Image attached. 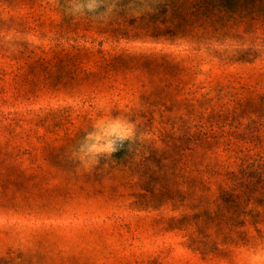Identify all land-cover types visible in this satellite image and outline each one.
Wrapping results in <instances>:
<instances>
[{"label":"rangeland","instance_id":"obj_1","mask_svg":"<svg viewBox=\"0 0 264 264\" xmlns=\"http://www.w3.org/2000/svg\"><path fill=\"white\" fill-rule=\"evenodd\" d=\"M116 1L73 17L67 0H0V264H264V226L207 254L189 242L194 226L167 229L180 211L140 205L122 154L156 163L185 148L189 166L200 124L212 135L205 162H264V4L237 9L245 17L199 46L111 37ZM121 54L173 66L135 58L85 75ZM113 117L133 121L136 140L86 169L72 152Z\"/></svg>","mask_w":264,"mask_h":264},{"label":"trees","instance_id":"obj_2","mask_svg":"<svg viewBox=\"0 0 264 264\" xmlns=\"http://www.w3.org/2000/svg\"><path fill=\"white\" fill-rule=\"evenodd\" d=\"M262 4L264 0H117L105 32L117 39L186 40L200 46L226 29L237 9H253ZM243 17L237 15L232 19ZM135 58H141L145 64V59L152 58L151 64L158 67L173 66L165 55L121 54L110 60L103 58L98 70L85 75L101 78L118 61L131 62ZM195 127L191 165L181 161L185 148H178L177 157H161L156 163L144 153L137 158L135 152L124 151L127 165L123 166L137 176L140 205L180 211L179 217L167 219V229L194 226L189 242L202 254L217 253L219 244H245L248 227L260 232L264 226V162L242 158L236 168L205 162L209 150L206 146L211 143L208 137L212 135L200 124ZM114 158L101 161V166L106 163L113 167L110 163Z\"/></svg>","mask_w":264,"mask_h":264},{"label":"clouds","instance_id":"obj_3","mask_svg":"<svg viewBox=\"0 0 264 264\" xmlns=\"http://www.w3.org/2000/svg\"><path fill=\"white\" fill-rule=\"evenodd\" d=\"M106 4L107 0H94V2L67 0L65 13L73 17L85 16L93 12L103 15L102 9ZM108 11H111L110 6ZM136 138V125L130 119L120 117L101 119L92 126L91 131L86 132L83 141L71 155L87 169L98 165L101 156L111 157V154L122 147L126 141L131 144Z\"/></svg>","mask_w":264,"mask_h":264}]
</instances>
